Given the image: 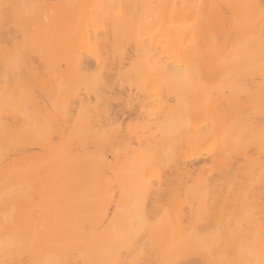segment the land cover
Here are the masks:
<instances>
[{"label": "bare ground", "instance_id": "6f19581e", "mask_svg": "<svg viewBox=\"0 0 264 264\" xmlns=\"http://www.w3.org/2000/svg\"><path fill=\"white\" fill-rule=\"evenodd\" d=\"M0 264H264V0H0Z\"/></svg>", "mask_w": 264, "mask_h": 264}, {"label": "rangeland", "instance_id": "374dc122", "mask_svg": "<svg viewBox=\"0 0 264 264\" xmlns=\"http://www.w3.org/2000/svg\"><path fill=\"white\" fill-rule=\"evenodd\" d=\"M123 84H125V83H123ZM123 84H121V86L119 87V89L122 88V87H123V89L125 88V86H124ZM127 84H130V83H127ZM131 85H132V84H131ZM126 86H127V85H126ZM132 86H134V85H132ZM130 87H131V86H130ZM117 88H118V87H117ZM128 88H129V87H128ZM132 88L134 89V87H132ZM119 89H118V90H119ZM123 89H120V91L123 90ZM125 89H126V88H125ZM125 89H124V91L121 92L122 94H121L120 96H124V98L127 99V97H130L129 95H130V93H131L132 91L129 92V91H128L129 89H127L126 92H125ZM130 90H132V89L130 88ZM120 91H118V92H120ZM127 91H128L129 94L127 93ZM136 91H137V90L134 89V92H136ZM164 91H165V90H164ZM134 92H132L133 94L131 93V94H132V95H131L132 97H133V95L135 96ZM123 93H124V95H123ZM127 94H128V95H127ZM164 94H165V92H164ZM125 96H127V97H125ZM124 98H123V100H125ZM171 99H172V98H171ZM171 99H170V100H171ZM123 100H122V102H123ZM125 101H126V100H125ZM171 101H172V100H171ZM171 101H170V102H171ZM124 103H129V102H124ZM121 104H122V103H121ZM118 105H119V104H118ZM118 105H117V107L119 108ZM123 105H125V104H123ZM127 105H129V104H127ZM113 106H114V105H113ZM132 106H133V105L131 104L130 107H132ZM127 107H129V106H127ZM115 108H116V105L114 106V109H115ZM120 108H122V109H120L121 111L124 109L123 106L120 107ZM116 109H117V108H116ZM116 109H115V110H116ZM117 110H118V109H117ZM124 110H125V109H124ZM124 110H123V111H124ZM125 111H126V110H125ZM133 117H134V116H132L131 118L133 119ZM123 119H124V118H123ZM127 119H130V118H127ZM132 119L129 120V121H130L129 124L133 123V125L136 124V125L138 126V123H137L136 121H138L139 119H136V118L133 119V121L135 120V122L131 121ZM121 120H122V119H121ZM121 120L119 121V123H120L121 125L119 124V126H118V124L115 123L114 126H116V127H114V126H113V127L116 128V130L118 129L117 127H119V128L121 129V132H122V133H125V131L123 132V129L125 128V126H124V128H122V127H120V126H123V124L125 123V122L123 123V121H126V117H125L124 120H122V123H123V124L121 123ZM127 121H128V120H127ZM138 122H140V121H138ZM124 125H125V124H124ZM127 125H128V123H127ZM127 125H126V127H127ZM133 125H130V127L128 128L130 131H132V130H131V126H133ZM133 128H134V127H133ZM133 128H132V129H133ZM120 129H119V130H120ZM125 129H127V128H125ZM125 129H124V130H125ZM128 129H127V130H128ZM134 129H137V128H134ZM119 130H117L116 133L120 134ZM129 130H128V131H129ZM139 130H140V129H138V131H139ZM130 131H129V132H130ZM136 131H137V130H136ZM132 132H133V134L136 133V134H135L136 136L139 135V134H137V132H135V133H134V131H132ZM127 133H128V132H127ZM138 133H139V132H138ZM128 134L131 135V132L128 133ZM121 135H122V136L125 135V136H123V137H126V134H121ZM121 135H120V136H121ZM134 137H135V136H134ZM138 137H139V136H138ZM126 138H127V137H126ZM126 138H123V139L125 140ZM128 138H130V137H128ZM131 139H132V135H131L130 141L133 142V140H131ZM134 139H135V138H134ZM136 139H137V138H136ZM136 139H135V140H136ZM128 140H129V139H128ZM125 142H126V141H125ZM134 142H135V141H134ZM128 143H129V142H128ZM128 143H127V144H128ZM131 144H132V146H133V145L136 144V143H131ZM131 144H130V145H131ZM204 153H205V152H204ZM205 154H206V153H205ZM203 156H205V155L203 154ZM205 157H206V156H205ZM205 159H206V158H205ZM207 160H208V159H206V161H207ZM181 161L184 162L183 159H181ZM206 161L204 160L205 164H208V162H206ZM177 162H178V161H177ZM177 162H176V163H177ZM179 162H180V160H179ZM179 162H178V163H179ZM180 163L182 164V162H180ZM180 163H179V164H180ZM207 166H208V165H207Z\"/></svg>", "mask_w": 264, "mask_h": 264}]
</instances>
